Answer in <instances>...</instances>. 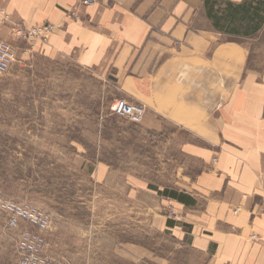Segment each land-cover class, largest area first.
I'll return each instance as SVG.
<instances>
[{"label": "crops", "instance_id": "0c3cea01", "mask_svg": "<svg viewBox=\"0 0 264 264\" xmlns=\"http://www.w3.org/2000/svg\"><path fill=\"white\" fill-rule=\"evenodd\" d=\"M0 8V38L18 44L11 26L52 23L32 52L90 70L114 99L143 104L141 122L100 133L137 136L154 151L133 162L122 147L116 165L98 141L93 152L91 141L71 138L73 177L88 188L59 191L72 207L50 211L46 255L71 264H264V80L243 59L264 27V0H0ZM41 97L42 112L11 105L10 132L65 127L60 96Z\"/></svg>", "mask_w": 264, "mask_h": 264}, {"label": "rangeland", "instance_id": "374dc122", "mask_svg": "<svg viewBox=\"0 0 264 264\" xmlns=\"http://www.w3.org/2000/svg\"><path fill=\"white\" fill-rule=\"evenodd\" d=\"M9 42L17 55L10 70L0 74V195L6 193L15 200L53 213L72 207L60 201L64 199V193L59 191L84 190L88 185L83 179L73 177L77 171L70 166L72 151L67 147L71 138H81L87 144L91 141L93 152L98 141L100 148L97 149L103 157H112L116 165L121 163L117 161L121 159L122 147L129 151L133 162H137L141 153L154 152L137 136L128 139L116 132L100 133L106 126L119 131L129 121L111 112L115 96L111 88L97 80L90 70L49 62L31 50L22 52V49L30 48L25 42ZM243 55L245 71H254L264 80V27L256 38L251 39L248 52ZM11 94L22 97L13 101ZM44 94L62 99L65 127L56 133L10 132L9 126L13 123L10 109L15 108L11 105H37L42 112L41 106L48 103L41 97ZM59 151H64L65 156L59 155ZM59 176L62 180L56 179ZM25 177L30 179L24 180ZM17 236L18 231L8 227L7 216L0 211V264H18Z\"/></svg>", "mask_w": 264, "mask_h": 264}, {"label": "built area", "instance_id": "2783aa9c", "mask_svg": "<svg viewBox=\"0 0 264 264\" xmlns=\"http://www.w3.org/2000/svg\"><path fill=\"white\" fill-rule=\"evenodd\" d=\"M81 5L88 6L96 3L105 4L108 0H78ZM69 16L76 20L77 14L69 12ZM7 13L0 8V24H5ZM56 26L52 23L41 25H13L10 28L12 36L25 42L30 48L22 49L26 52L32 48L36 41L42 44L48 42L50 35ZM16 49L9 40L0 38V74H6L14 61ZM111 112L131 123H139L144 117L145 106L141 103L130 102L122 98L113 100ZM167 216L171 219L178 217L177 212L172 206L167 207ZM238 209L234 210V213ZM0 211L7 216L9 228L18 231L15 242V252L18 264H67L57 261L45 253L46 239L44 232L49 229L52 222L50 211L39 208L26 201H18L6 194L0 195ZM251 240H258L256 234L250 235Z\"/></svg>", "mask_w": 264, "mask_h": 264}]
</instances>
